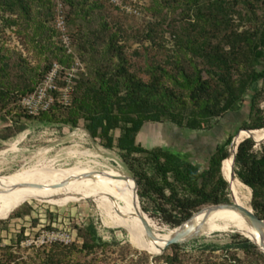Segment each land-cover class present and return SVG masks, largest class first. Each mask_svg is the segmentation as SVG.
Instances as JSON below:
<instances>
[{
  "label": "trees",
  "instance_id": "1",
  "mask_svg": "<svg viewBox=\"0 0 264 264\" xmlns=\"http://www.w3.org/2000/svg\"><path fill=\"white\" fill-rule=\"evenodd\" d=\"M57 1L0 0V111L16 101L25 117L40 122L78 127L83 121L92 138L121 152L138 181L139 197L147 199L171 227L206 206L229 202L234 181L222 174V161L229 157L231 137L217 148L205 169L191 161L189 152L172 147L148 149L137 137L149 122L169 121L192 131L211 129L215 120L239 110L248 96L251 112L242 127L248 130L238 135L264 129V0H152L148 11L153 18L140 34L130 32L113 14L109 0H61L70 7V23L97 20L87 30L80 24L71 37L87 69L75 79L70 105L55 101L33 116L22 107V98L37 90L54 63L74 64V55L62 40H53L60 33L49 25ZM13 27L37 51L36 66L6 45L5 30ZM132 38H137L142 51H127ZM133 55H142L145 64L134 69ZM115 130H120L118 137ZM251 137L255 141L242 140L233 163L238 179L253 190L252 206L264 219V147L256 148V142H264V133ZM225 160L223 171L231 175ZM247 199L251 206L252 191ZM21 214L19 210L12 216ZM78 230L81 244L54 242L29 260L18 261L19 256L5 246L7 258L0 254V264H97L79 255L89 256L110 243L102 239L94 223ZM233 238L226 249L253 252L264 260V253L246 237L236 234ZM180 247L171 245L158 259L162 264H185L176 253ZM222 259L220 264H242L234 255Z\"/></svg>",
  "mask_w": 264,
  "mask_h": 264
},
{
  "label": "rangeland",
  "instance_id": "2",
  "mask_svg": "<svg viewBox=\"0 0 264 264\" xmlns=\"http://www.w3.org/2000/svg\"><path fill=\"white\" fill-rule=\"evenodd\" d=\"M57 2L58 8H56L53 21L49 25L58 28L57 20L62 17L66 30L62 31L58 28L60 33L53 40H62L68 53L74 55V64L71 67L62 66L66 71L72 67L77 69L75 73L79 78V73L82 70L86 71L87 64L76 52L78 44L77 42L73 43L71 37L73 33L77 32L80 24L86 26L87 28L84 27V29L87 30L94 28L97 20L93 18V24L81 20L70 23L68 21L70 7L61 0ZM151 3L152 0H139L137 3L138 12L132 14L118 10L114 4L110 5L113 8V14L123 20L130 32L137 33L139 31L140 34L144 25L153 18L148 11ZM64 33L69 37V44L65 42ZM167 38L170 40V35H167ZM4 40L7 46L16 49L23 57L28 58L32 65L38 64V60L35 58L37 51L32 48L29 39L17 31V27L7 28ZM128 44L127 51L129 53L136 49L143 50L137 38H132ZM172 44V42H168L167 45L172 47ZM132 62L135 65L134 69H137L138 66L145 64V58L142 55H133ZM250 99L251 96L246 98L245 105L250 106ZM262 108L264 109V103ZM247 112L246 117L248 116ZM232 119L233 116H226L219 121L215 120L216 122L213 123L216 126L202 131L183 129L169 121L149 122L145 124L137 140L148 149L173 147L189 152L192 155L191 161L199 163L205 169L208 165L210 152L214 151L219 144H225L230 137L232 140L238 139L240 131L248 130L242 127L249 118L233 129ZM237 121L239 122L238 119ZM258 133H264V130ZM113 134L118 137L120 130H115ZM251 135L254 134H249L241 138L240 141ZM231 143L227 146L229 156L234 149V145L231 147ZM256 147L257 149L264 147V142H256ZM231 165L233 175L235 172L234 178L238 179L234 163L232 162ZM72 167L78 168L81 172L113 168L124 175L134 177L121 152L117 148L105 147L99 138H92L85 129L83 121L78 127L40 122L38 118L25 117L16 101L11 102L6 109L0 111V176L15 175L19 178H29L42 172L60 171ZM130 180L133 183L132 192L136 200L135 183L132 179ZM241 190L242 193H239L234 182L230 199L234 198L240 205H247V196L252 191V206L253 190L244 184H241ZM39 193H43L45 197L20 195L10 203L14 196L10 195L0 204L1 258H7L3 251L5 246L10 247L11 252L19 256L18 261L29 260L30 256L33 257L38 252H44L45 246L54 243L47 240L45 243H41L43 241L42 233L47 231L70 232L73 234V242L81 244L82 238L79 236L78 229L94 223L99 235L110 245L98 249L96 253L89 256L79 255L81 260L93 259L97 264L163 263L162 259H158L163 253L151 254L138 247L133 237L121 226L118 218L103 201L65 184H56ZM139 200L143 209V212L140 210L141 219L143 217L147 219L155 232L165 234L175 228L163 221L161 214L154 211L153 205L147 199L142 200L139 197ZM3 203L5 204L1 207ZM8 204L9 206L6 208ZM11 206L12 208L9 210ZM19 210L22 212L20 216H12ZM236 234L242 235L236 225L230 221H221L216 229L210 230L194 240L180 243L181 247L176 250V253L185 264L219 263L224 256L232 257V255L242 264H264V260L253 252L247 253L237 248H225L234 242L233 237ZM213 246L217 248H213ZM174 252L175 250L169 251V253Z\"/></svg>",
  "mask_w": 264,
  "mask_h": 264
},
{
  "label": "bare ground",
  "instance_id": "3",
  "mask_svg": "<svg viewBox=\"0 0 264 264\" xmlns=\"http://www.w3.org/2000/svg\"><path fill=\"white\" fill-rule=\"evenodd\" d=\"M263 130L264 129L258 131H248L240 134V136H242H239L238 139L235 140L234 149L231 155L225 160V166L231 175L226 174L227 172L225 168L224 170L226 173L224 171L223 173L225 176L235 182L236 189L239 191V193H242L241 184L243 183L234 178L231 165L235 158L237 145L241 142V138H244L249 134H257ZM88 173H95V176L84 177V175ZM123 176V173L113 168L103 171L81 172L76 167L67 168L60 171L55 170L51 172H42L29 178H19L15 175H1L0 204L10 195H14L10 203H12V201L20 195L45 197L43 193L39 192H42L48 187L54 186L56 184H65L75 189L84 191L95 199L103 201V203H105V205L118 218L121 226L125 228L133 237L138 247L149 251L151 254H158L159 247L164 246L165 241L171 235L172 230L165 234L155 232L158 237L157 242L147 237L145 227L141 219L139 205L133 196V183L130 179L123 178ZM35 185L41 186L37 187ZM246 200L248 202V199ZM5 203H3L1 207ZM9 204L6 206V208L9 206ZM248 204L249 202L247 203V209L250 207ZM242 206L244 207V205ZM204 217V214L200 215L196 222L199 223L204 219ZM206 218L207 216L205 219ZM221 221L232 222L234 225H236L239 232L247 237L252 236L254 241L257 243L263 242L264 240V235H260L258 231L252 228L245 216H243L239 211L231 209H217L213 211L205 223V232L203 234L210 230L216 229L218 223Z\"/></svg>",
  "mask_w": 264,
  "mask_h": 264
},
{
  "label": "built area",
  "instance_id": "4",
  "mask_svg": "<svg viewBox=\"0 0 264 264\" xmlns=\"http://www.w3.org/2000/svg\"><path fill=\"white\" fill-rule=\"evenodd\" d=\"M109 1L116 7H119L122 11L129 12L131 14L138 12L137 3L139 0ZM57 24L59 29L62 31L66 30L65 22L62 17L58 18ZM63 37L66 40L65 42L69 44L68 35L64 33ZM68 71H66L65 67L60 63H54L42 83L38 86L37 90L34 93L26 95L22 98L21 105L25 111L28 114L35 116L41 111L49 109L55 101H59L64 106L70 105L72 103L74 93L75 78H77V74L75 73L77 69L72 67ZM60 81L64 82L63 86L59 85ZM55 91L58 92V96L54 95ZM42 236L43 241L41 243H45L47 240L50 242L69 244L74 240L73 234L65 231H47L43 232Z\"/></svg>",
  "mask_w": 264,
  "mask_h": 264
},
{
  "label": "water",
  "instance_id": "5",
  "mask_svg": "<svg viewBox=\"0 0 264 264\" xmlns=\"http://www.w3.org/2000/svg\"><path fill=\"white\" fill-rule=\"evenodd\" d=\"M249 131H253V130H249ZM247 138H251L255 141V139L251 136H249ZM234 143H235V138L232 140L231 147H233ZM240 143L237 145L236 154L238 152V148H239ZM236 154H235V156H236ZM228 156H229V153H228ZM224 160L222 161V174H223ZM234 161H235V159H234ZM234 175H235V172H234ZM92 176H95V173H88V174L84 175V177H92ZM123 178L132 179L134 181V183H135V189H134L135 196H136V199L139 200V194H138L139 185H138V181L136 180V178L131 177L129 175H124ZM35 186L40 187L41 185H35ZM217 209H231V210L239 211L243 216L246 217L247 221L249 222V224L251 225L252 228H254L256 231H258V233L260 235L261 234L264 235V219L261 218L256 213V211L253 207L251 210H249V209L243 207L242 205H240L234 198H231V200L229 202L213 204V205H209V206L202 208L201 210L195 212L185 222H183L179 226L175 227L172 230V233L169 236V238L165 241L164 246L159 247V253L158 254L164 253L173 244H180L183 242H188V241L194 240L195 238L202 235L205 232L204 231L205 230V223L207 222L209 215ZM203 214L205 215V217L207 216V218L205 219V217H204V219L202 221L197 223L196 222L197 218ZM142 219H143V224L145 227L147 237L152 239L153 241L157 242L158 237H157V234L155 233V231L153 230L151 224L144 217ZM242 235H244V234H242ZM246 238L249 241H251L252 243H254L255 245H257V247L264 253V240H263V242L257 243L254 241L252 236L246 237Z\"/></svg>",
  "mask_w": 264,
  "mask_h": 264
},
{
  "label": "crops",
  "instance_id": "6",
  "mask_svg": "<svg viewBox=\"0 0 264 264\" xmlns=\"http://www.w3.org/2000/svg\"><path fill=\"white\" fill-rule=\"evenodd\" d=\"M246 104V102H244L243 103V105L241 106V108L239 109V110H237V111H233V112H230V113H228L226 116H233V119L231 120V124H232V129L233 128H235V127H237L238 125H241V124H243L244 122H245V120H247L248 118H249V116H250V112H251V104H250V106H247V105H245ZM248 111V112H247ZM246 112L248 113V116L246 117L245 115H247L246 114ZM226 116H224V117H226ZM223 118V117H222ZM222 118H219V119H217L216 121H219V120H221ZM237 119L239 120V122L237 121ZM215 121V122H216ZM218 124V123H217ZM214 126H216L215 125V123H214ZM141 133V132H140ZM139 133V134H140ZM173 148V147H172Z\"/></svg>",
  "mask_w": 264,
  "mask_h": 264
},
{
  "label": "flooded vegetation",
  "instance_id": "7",
  "mask_svg": "<svg viewBox=\"0 0 264 264\" xmlns=\"http://www.w3.org/2000/svg\"><path fill=\"white\" fill-rule=\"evenodd\" d=\"M220 146V144L215 148V150L214 151H212V152H210V155H209V157H208V161H209V159L211 158V156L216 152V150H217V148ZM208 166V165H207ZM206 166V167H207Z\"/></svg>",
  "mask_w": 264,
  "mask_h": 264
}]
</instances>
